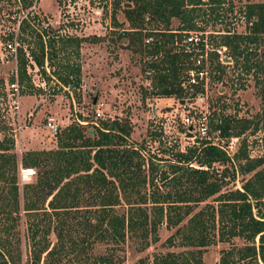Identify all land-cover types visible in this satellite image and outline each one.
<instances>
[{"label":"trees","instance_id":"trees-1","mask_svg":"<svg viewBox=\"0 0 264 264\" xmlns=\"http://www.w3.org/2000/svg\"><path fill=\"white\" fill-rule=\"evenodd\" d=\"M17 2L26 9L33 0ZM124 2L130 5L123 6ZM227 2L111 0L113 24L121 25L116 21L117 11L127 24V29H121L120 33L127 39V48L146 58L140 71L151 74L150 95L184 97L179 78L190 61L186 55L173 51V38L180 35L176 31L203 30L204 26H197L198 21L210 18L216 22L226 14L225 9L232 12L230 2L223 8ZM236 10L254 17L246 32L209 37L214 45L225 46L233 67H240L245 73L251 71L261 113L237 118L212 110L209 128L224 138V143L201 138L183 150L166 151V158L145 157L139 147L131 145L127 121L102 119L88 132L82 130L83 124L74 121L60 128L54 135L55 148L26 151L21 157V165L27 169L37 167L44 160L46 178H37L35 184L49 188L40 200L32 199L36 189L33 185L25 184L22 190L29 243L24 264H40L43 253L44 264H52L51 258L63 251L84 254L87 264H119L122 259L115 256L114 250L120 248L125 237L137 238L138 249H143L157 241V230L162 225L166 229L174 228L164 244L184 249L154 254L150 264H205L202 252L216 242L228 244L220 249L217 264H264V2L245 3ZM171 19L177 21L175 28H170ZM43 20L27 12L19 20L16 33L8 31L4 38L11 41L15 37L18 43L16 67L21 94L41 90L33 86L25 71L28 58L37 66L52 94L66 93L80 84L79 49L88 38L60 33L47 23L39 25ZM147 36L152 41L143 44ZM91 39L97 42L101 37ZM259 46L262 47L257 51ZM210 57L215 72L213 79L220 81L226 76L227 66L215 61L214 54ZM238 88H243L240 78ZM145 94L143 99L148 97ZM256 132L261 133L256 135ZM233 138L239 139V143L229 154L227 148ZM12 149V137H2L0 180H4L8 165L12 177L9 195L0 201V264H22L19 240L14 232L19 205ZM214 163L222 167L217 170ZM248 173L240 188H226L236 174ZM48 195H51L47 202L50 210L45 214L55 219L57 238L56 245L49 249L46 235L50 229H42L43 226L28 217L29 213L37 212L38 202L43 203ZM210 197V203L199 206ZM82 198L84 207L78 209ZM234 238L241 244H233ZM96 241L109 245L106 252L86 255L87 248ZM132 264L148 263L139 258Z\"/></svg>","mask_w":264,"mask_h":264},{"label":"rangeland","instance_id":"rangeland-1","mask_svg":"<svg viewBox=\"0 0 264 264\" xmlns=\"http://www.w3.org/2000/svg\"><path fill=\"white\" fill-rule=\"evenodd\" d=\"M242 1L244 0H238L234 9L245 4L239 3ZM110 2L111 0H33L32 5L24 9L20 7L17 0H0V45L7 43L4 38L8 31L14 33L17 31L18 20L24 17L27 12L37 15L39 18L43 17L44 20L39 22V25H42V22L44 25L46 21L53 27L58 28L60 33L87 37L88 41L85 42L91 43V48L89 45H81L79 49L78 59L81 80L78 87L67 89L66 93L58 92L56 94H52L50 89L49 92L42 90L39 92L25 91L21 95L25 97L23 107L27 106V109L22 112L23 116L19 115L18 118L7 103L4 94L6 92L5 82L11 76L10 73L15 64L10 57L4 56L6 52L2 47L0 48L2 53V59H0V92L3 93V96L0 97V139L2 137H12L13 139L11 152L16 163L14 176L19 205V216L14 232L19 240L18 246L21 251L22 264L28 258L29 251L27 216L22 210L24 205L22 190L24 191L25 184L33 185L36 189L35 193L31 191L32 199L40 200L41 194L47 193L49 188L43 185L40 188L37 186L38 184H35L37 178H46L47 166L44 160L37 167L32 168L34 173L24 183H20L18 178L19 166L22 167L21 157L26 151L55 148L54 135H51L45 128L47 116L54 117L58 130L72 121L78 123L77 119H84L86 121V124L82 126L84 132L91 131L94 127L92 122L99 125V121L102 119L127 121L130 130L128 141L131 145L139 147L145 157L166 158L168 155L166 151L170 149L183 150L186 146L201 139L196 132H194V136L191 133H186L187 128L181 124L177 116L181 112L191 111V108L186 105L182 107V103L173 96L155 97L150 95L151 74L140 71L143 60L146 58L137 52H131L127 48V39L120 35L121 29H127V24L120 11L116 12L115 17L121 25L115 26L113 24L110 18ZM122 5L127 6L125 3ZM227 11L229 10L225 9L224 13ZM207 19L198 21L197 25L212 30L215 22L210 18ZM176 22L175 19H171L170 28H175ZM218 28L220 29V27ZM91 37H101V40L94 42ZM93 43H95V46ZM119 53L122 57L120 60H118ZM235 73L237 74L236 77L242 78L240 81L243 82V88L241 89L234 90L227 86L225 88L220 87L218 84L219 79L214 78L210 82L206 94L203 93L199 98L187 99L184 96L180 99H186L187 103L196 106V112L202 106H206L208 134L205 139L214 143L223 144L225 140L218 137L217 133L209 128L208 120L212 110H219L223 115H235L237 118H250L255 113H261V103L255 93L251 71L245 73L239 67H234L231 74L234 75ZM32 78L37 82L35 76L32 75ZM228 79L230 81V77ZM143 93H146L145 95L148 97L143 99ZM93 98H95V102H93ZM156 98L168 99H157L149 102V99ZM96 111L99 116H96ZM26 113H30L31 116L25 117ZM231 141L227 148L229 154L235 151L239 139L233 138ZM159 163H163V160H160ZM213 167L219 170L222 166L214 163ZM6 169L4 180H0V201L1 198L9 195L8 190L12 171L9 165ZM249 175L250 173L236 174L234 180H229L226 188H240L243 179ZM51 195H48L43 203L38 202L39 209L37 212L33 215L29 213L28 216L30 219L37 221L40 227L43 226L42 229H50L46 235L49 243L48 249L52 245H56L57 242L55 219L53 216L45 214V211L50 210L47 202ZM206 202L210 203L211 197L200 203L199 206ZM82 204L83 198L77 208L82 209L84 207ZM173 231L174 228L166 229L163 225L160 226L157 230V241L150 243L143 249H138L139 240L137 238L127 236L125 241L121 243L120 248L114 250V254L122 259L119 264H132L137 262L139 258H144L150 264L154 254L184 249L176 245L167 246L164 244V239ZM86 242H88V238ZM232 242L235 245L241 244V241L237 238H234ZM108 246L104 242L96 241L87 248L86 255L105 253ZM227 246L226 243L216 242L205 247L201 255L202 261L205 264H217L220 249ZM83 257L84 254L82 253L78 255L63 251L52 257L50 262L52 264H87ZM43 258L44 253L40 264H44Z\"/></svg>","mask_w":264,"mask_h":264},{"label":"built area","instance_id":"built-area-1","mask_svg":"<svg viewBox=\"0 0 264 264\" xmlns=\"http://www.w3.org/2000/svg\"><path fill=\"white\" fill-rule=\"evenodd\" d=\"M126 3V2H124ZM233 9V8H232ZM224 13V12H223ZM224 16L221 18H217L215 22L214 28L212 30L205 29L198 30H182L176 31L180 33L179 37L175 36L173 38V42L171 43L173 47V51L182 53L186 55L188 60L190 61L189 67L181 74L179 80V86L184 94V96L189 98H199L203 93H207L208 86L213 79L214 71L212 70L213 60L210 57V54H214L216 56L215 61L226 65L227 69L225 70V75L223 78L218 81L219 86L221 87V82L225 81L228 88L237 89L239 87V77H236V73L234 75L231 74L233 71V63L230 57L226 54L225 46H217L214 45L210 39V35H217L220 33H245L247 27L251 26L254 21V17H247V15L243 11H237L236 8L230 12H226ZM19 22V20H18ZM17 22V27H18ZM50 26V23L45 22ZM198 24V23H197ZM198 26V25H197ZM53 27V26H52ZM220 27V29L218 28ZM16 33V32H15ZM264 37V34L262 35ZM152 41V37L147 36L143 38V44H147ZM0 45V48L6 52L4 54L5 57H10L14 61V68L11 70L10 77H12L11 81L5 82V99L7 103L13 109L14 113L18 112L19 107V96H20V88L17 82V67H16V47L18 46L15 37L11 41H6ZM259 51V49H257ZM0 59H2V53L0 51ZM45 71L49 74L48 68L46 66ZM239 69H241L239 67ZM25 71L27 75H29L31 83L33 86L40 88L42 91L49 92V87L45 83L44 80L41 79L37 66L32 62L30 58H28V64L25 66ZM32 75L36 77L35 82L32 78ZM226 78L228 81L225 80ZM242 80V78H240ZM225 88V87H224ZM240 89V88H239ZM181 103V100L178 99ZM188 106L191 108V111L181 112L177 116L179 121L183 126L187 129L186 133H191L194 136V132L198 135L199 138H205L208 134L207 127V116L206 106H202L197 112L196 106H192L190 103L186 102V99H183L181 104L182 107ZM202 110V111H201ZM96 116H99V113L95 112ZM77 122L80 124H86L84 120H78ZM93 125H97L96 122H92ZM45 128L51 135H55L58 131L57 123L54 121V117L49 115L45 119ZM259 134L258 132L255 133ZM34 173L32 168H23L19 166L18 178L20 183L27 182L31 175Z\"/></svg>","mask_w":264,"mask_h":264},{"label":"crops","instance_id":"crops-1","mask_svg":"<svg viewBox=\"0 0 264 264\" xmlns=\"http://www.w3.org/2000/svg\"><path fill=\"white\" fill-rule=\"evenodd\" d=\"M231 3V8H233L234 9V7H236L235 5V3H237L238 2V0H228V2L226 3V4H224L223 5V8H226V7H228L227 6V4L228 3ZM255 2H264V1H261V0H258V1H256V0H247V1H242V2H239V3H255ZM126 4V3H125ZM127 5V4H126ZM130 5V4H129ZM177 23V22H176ZM175 23V24H176ZM176 27V26H175ZM82 46H87V45H89V47H90V45H91V43H87V42H83L82 44H81ZM93 45L95 46V43H93ZM260 47V48H259ZM257 49H259V51H260V49H261V47L262 46H259ZM91 48V47H90ZM122 57H121V55H120V53H119V58H118V60H120ZM25 99V97L23 96V95H21L20 94V96H19V107H18V112L16 113V117L18 118V116L20 115H22V112H24L26 109H27V106H25V107H23V100ZM165 100V99H168V98H156V99H149V102H151L152 100H154V101H156V100ZM23 116V115H22ZM21 116V117H22ZM30 117L31 115H30V113H26V115H25V117ZM53 146V145H52ZM20 147V146H19Z\"/></svg>","mask_w":264,"mask_h":264},{"label":"water","instance_id":"water-1","mask_svg":"<svg viewBox=\"0 0 264 264\" xmlns=\"http://www.w3.org/2000/svg\"><path fill=\"white\" fill-rule=\"evenodd\" d=\"M127 4V6H129V3H126ZM225 85H226V82L225 81H223V82H221V86L224 88L225 87ZM93 102H95V98H93ZM183 102V100H181V103Z\"/></svg>","mask_w":264,"mask_h":264}]
</instances>
